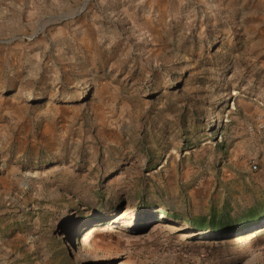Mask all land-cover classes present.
Instances as JSON below:
<instances>
[{"label": "rangeland", "instance_id": "1", "mask_svg": "<svg viewBox=\"0 0 264 264\" xmlns=\"http://www.w3.org/2000/svg\"><path fill=\"white\" fill-rule=\"evenodd\" d=\"M249 211L264 0H0V264H264L190 225Z\"/></svg>", "mask_w": 264, "mask_h": 264}, {"label": "trees", "instance_id": "2", "mask_svg": "<svg viewBox=\"0 0 264 264\" xmlns=\"http://www.w3.org/2000/svg\"><path fill=\"white\" fill-rule=\"evenodd\" d=\"M249 211L233 218H228L224 214L216 216L210 215L208 218H201L190 221V225L198 230L210 232H237L244 228L252 226L258 222L264 214Z\"/></svg>", "mask_w": 264, "mask_h": 264}, {"label": "bare ground", "instance_id": "3", "mask_svg": "<svg viewBox=\"0 0 264 264\" xmlns=\"http://www.w3.org/2000/svg\"><path fill=\"white\" fill-rule=\"evenodd\" d=\"M167 228H168L170 231H172V232H177V231H178V228H177L176 226H174V225H169V226H167Z\"/></svg>", "mask_w": 264, "mask_h": 264}]
</instances>
